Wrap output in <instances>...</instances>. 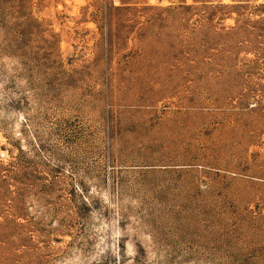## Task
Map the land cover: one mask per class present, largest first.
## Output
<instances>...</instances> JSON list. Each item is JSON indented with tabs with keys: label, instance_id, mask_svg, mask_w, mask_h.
I'll list each match as a JSON object with an SVG mask.
<instances>
[{
	"label": "rangeland",
	"instance_id": "obj_1",
	"mask_svg": "<svg viewBox=\"0 0 264 264\" xmlns=\"http://www.w3.org/2000/svg\"><path fill=\"white\" fill-rule=\"evenodd\" d=\"M0 264H264V0H0Z\"/></svg>",
	"mask_w": 264,
	"mask_h": 264
}]
</instances>
